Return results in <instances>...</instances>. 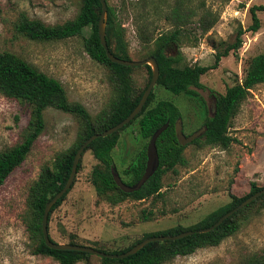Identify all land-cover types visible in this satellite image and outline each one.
Instances as JSON below:
<instances>
[{"label": "rangeland", "instance_id": "rangeland-1", "mask_svg": "<svg viewBox=\"0 0 264 264\" xmlns=\"http://www.w3.org/2000/svg\"><path fill=\"white\" fill-rule=\"evenodd\" d=\"M106 1L118 14L132 61L147 59L151 50V44H143L137 38V20L146 21L147 33L174 29L175 22L169 15L177 0H148L144 8L135 11L127 9L125 2L137 0ZM184 2L185 10L195 13L208 10L218 15V20L206 35L200 34L195 17L183 26L179 46L168 50L169 56L177 53L176 66L180 68L213 65L215 50L210 43L220 48L222 43H232L237 30H246L251 24L249 7L264 5V0ZM79 8L80 0H0V53L10 52L59 81L68 101L83 105L91 118H95L111 103L115 88L110 70L93 61L84 50V38L90 29L85 28L81 36L56 42L31 41L14 30L22 13L47 25H60L73 19ZM257 16L260 29L256 33L245 31L238 52L229 53L215 69L201 76L203 88L195 90L199 98L174 95L154 86L151 106L159 100L173 103L181 113L185 135L201 128L211 98L223 94L237 81L242 82L248 61L264 53V13L259 12ZM131 78L134 89L140 91L148 80L146 69L135 68ZM29 120L27 104L8 100L0 94V153L21 141ZM43 122V130L24 162L0 186V264H58L50 257L33 254L35 243L26 227L30 219L28 190L41 168L51 165L58 153L73 145L80 122L76 116L53 108L43 112ZM228 133L234 142L226 150L186 145L183 155L187 164L176 166L175 171L163 176L159 196L142 201L127 198L114 203L112 193L97 196L91 184V172L98 162L90 151L84 152L70 191L49 217L50 238L59 244L121 251L146 234L196 224L229 203L231 196L247 195L251 183L264 187V84L254 87L241 103ZM148 141L140 137L137 122L119 134L112 158L123 183L131 181L124 170L136 160ZM144 216L149 220L145 221ZM235 221L239 224L238 230L219 245L164 264H261L264 262V201L236 216ZM76 264L102 262L100 257L90 256L87 261Z\"/></svg>", "mask_w": 264, "mask_h": 264}, {"label": "trees", "instance_id": "trees-1", "mask_svg": "<svg viewBox=\"0 0 264 264\" xmlns=\"http://www.w3.org/2000/svg\"><path fill=\"white\" fill-rule=\"evenodd\" d=\"M147 1H127V3L125 2V7L135 11L139 8H144ZM105 2L107 6L105 29L107 47L115 57L132 61L128 56L127 43L118 14L114 8L108 5L106 0ZM184 5V0H177L174 9L171 10L169 18L175 22L174 29L161 32L152 30L147 33L145 30L146 21L141 18L136 22V32L140 42L151 44V50L147 57L154 58L159 68L156 87L160 86L174 95L184 94L190 98H199L195 90L203 88L200 82L201 76L215 69L221 59L227 57L229 53L236 54L238 52L242 47V36L245 31L256 33L260 29V20L257 14L259 12L264 13V5L249 7L248 13L251 24L246 30L239 28L232 43H222L223 46L221 48L216 43H210L213 50H215L213 65H194L180 68L176 66L178 58L175 55L177 53L174 56H169L168 50L179 46L184 35L183 26L192 17H195L196 26L200 34L206 35L218 20V15L208 10L195 13L191 10H185L183 8ZM155 12L158 13V11ZM100 13L101 5L99 0H80V8L77 14L73 19L63 24L47 25L22 13L14 25L16 34L38 42L63 41L81 36L85 28L90 29L89 35L84 38V50L93 61L110 70L111 82L115 88L113 100L95 118H91L83 105L68 101L66 92L59 81L47 76L35 66L10 52L0 53V94L8 100L25 103L30 107V120L26 127V132L23 135L21 134V141L0 153V186L21 166L31 151L34 142L43 130V112L46 109L53 108L69 113L76 116L80 122L73 145L66 151L58 153L51 165L43 166L38 178L28 190L27 206L30 212V219L26 227L35 243L33 254L50 257L58 264H76L81 261H87L90 255L75 251L53 250L44 244L41 220L45 204L64 187L70 175L77 149L92 135L100 134L123 121L139 103L152 75L150 67L148 65L143 66L147 71L148 80L144 88L137 91L133 87L131 78V71L135 68L123 67L108 60L97 34ZM262 84H264V53L256 55L248 61L242 82L237 81L234 85L226 88L223 94L213 96L215 100L214 115L210 116L208 108L205 109L206 116L202 124L205 131L190 144L198 148L220 147L222 150H226L234 142V139L228 133L231 120L237 114L241 103L248 98L251 90ZM153 100L154 90L151 91L142 111L128 125L110 136L96 139L85 149L84 152L90 151L93 158L98 162V165L91 172V184L97 196L102 197L112 193L114 203L121 202L127 198L142 201L159 196L162 189L163 176L169 171H175L176 166H185L187 164L183 155L185 146L178 144L174 131L176 121L181 119L179 109L167 100H159L151 106ZM135 122L138 124V133L142 139H150L153 133L164 124H167V128L156 141L158 168L138 191L125 193L113 181L111 170L115 166L112 151L117 144L119 134ZM145 162L146 146L136 160L124 170V174L129 175L131 178V181L126 184L127 186L132 187L140 180L144 173ZM79 168L80 162L77 166V171ZM262 188L255 183H251L247 195L243 197L231 196L229 203L210 212L194 225L188 227L178 225L165 231L146 234L142 239L121 251H98L119 255L149 237L174 236L186 231L208 228L216 223L221 216L236 208L242 201ZM67 193L51 208L48 221L51 213L61 204ZM262 201H264V194L234 213L208 233H194L191 236L175 241L152 242L145 245L136 254L125 259L101 258V262L102 264H164L177 257L190 256L199 249L215 247L238 230L239 224L235 221L236 216ZM143 219L147 221L149 217L144 216ZM49 239L54 242L50 236ZM69 244L78 245L75 243ZM261 264H264V262Z\"/></svg>", "mask_w": 264, "mask_h": 264}, {"label": "water", "instance_id": "water-1", "mask_svg": "<svg viewBox=\"0 0 264 264\" xmlns=\"http://www.w3.org/2000/svg\"><path fill=\"white\" fill-rule=\"evenodd\" d=\"M100 5H101V13L98 19V24H97V34L98 38L100 41V44L102 48L105 51V54L108 58V60L111 63L123 66V67H129V68H136V67H143L145 65L150 66L151 68V79L150 82L145 89L139 103L137 106L134 108V110L120 123L115 125L114 127L100 133V134H94L92 135L89 139H87L76 151L73 162H72V167L70 171V175L64 185V187L50 200L45 204L44 210H43V215H42V220H41V232L44 240V244L53 250H59V251H75V252H82V253H87L90 256H98L100 258L104 259H125L129 256H132L136 254L138 251H140L145 245L152 243V242H163V241H175L179 240L182 238H185L187 236H191L194 233L197 234H202V233H208L215 228H217L223 221H225L227 218L232 216L234 213L237 211L243 209L245 206L250 204L252 201L260 197L261 195L264 194V187L254 193L253 195L249 196L246 198L244 201H242L236 208L233 210L229 211L225 215L221 216L216 223H214L212 226L205 228V229H200L197 231H186L183 233H180L178 235L174 236H160V237H149L144 240H142L140 243L134 245L130 250L123 254H108L104 253L101 251H98L96 249H93L91 247L87 246H78V245H70V244H59V243H54L49 239L48 235V215L51 210V208L55 205V203L62 198L63 195H65L69 189L71 188L76 172H77V166L79 164L80 158L85 151V149L96 139L98 138H105L107 136H110L118 131H120L123 127L128 125L143 109L151 91L153 90L154 86L156 85V82L159 77V68L158 65L155 61L154 58L150 57L145 60L141 61H126L120 58L115 57L112 55L107 47L106 43V37H105V29H106V21H107V6L105 0H99ZM208 111L210 116L214 115L215 112V100L212 98L211 104L208 106ZM167 128V124H164L162 127L157 129L151 138L149 139L147 146H146V162H145V169L142 177L140 180L132 187L127 186L126 184L123 183L121 178L119 177L118 173L116 172L115 168H112L111 173L113 177V181L116 184V186L123 192L125 193H133L138 191L145 183L146 181L153 175V173L156 171L159 165L158 161V155H157V150H156V141L158 137L161 135L163 131H165ZM174 131H175V136L176 140L179 145L181 146H186L190 143H192L195 139L199 138L205 131V128L203 127L201 130L193 133L190 136H185L183 131H182V120L178 119L174 125Z\"/></svg>", "mask_w": 264, "mask_h": 264}, {"label": "flooded vegetation", "instance_id": "flooded-vegetation-1", "mask_svg": "<svg viewBox=\"0 0 264 264\" xmlns=\"http://www.w3.org/2000/svg\"><path fill=\"white\" fill-rule=\"evenodd\" d=\"M212 98H214V97H212ZM212 98H211V99H212ZM202 128H203V127L201 126V128L198 129L197 131L201 130ZM182 131H183V129H182ZM197 131H195V132H197ZM195 132H194V133H195ZM183 133H184V132H183ZM192 134H193V133H192ZM192 134H189V135H185V134H184V135L188 137V136H190V135H192Z\"/></svg>", "mask_w": 264, "mask_h": 264}]
</instances>
